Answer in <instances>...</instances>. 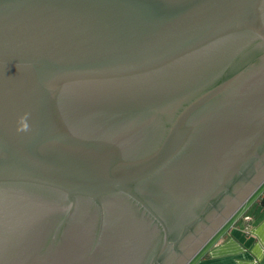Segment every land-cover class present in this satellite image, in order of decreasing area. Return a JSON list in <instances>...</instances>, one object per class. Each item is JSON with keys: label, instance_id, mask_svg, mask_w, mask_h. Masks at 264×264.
I'll list each match as a JSON object with an SVG mask.
<instances>
[{"label": "water", "instance_id": "95a60500", "mask_svg": "<svg viewBox=\"0 0 264 264\" xmlns=\"http://www.w3.org/2000/svg\"><path fill=\"white\" fill-rule=\"evenodd\" d=\"M263 182L264 0H0V264H188Z\"/></svg>", "mask_w": 264, "mask_h": 264}, {"label": "crops", "instance_id": "0c3cea01", "mask_svg": "<svg viewBox=\"0 0 264 264\" xmlns=\"http://www.w3.org/2000/svg\"><path fill=\"white\" fill-rule=\"evenodd\" d=\"M251 197L241 212L250 217L248 227L237 215L188 264H264V182Z\"/></svg>", "mask_w": 264, "mask_h": 264}, {"label": "rangeland", "instance_id": "374dc122", "mask_svg": "<svg viewBox=\"0 0 264 264\" xmlns=\"http://www.w3.org/2000/svg\"><path fill=\"white\" fill-rule=\"evenodd\" d=\"M254 194V193H253ZM252 194V195H253ZM253 198L251 197V198H249L238 210H237V212L234 214V216H232L231 218H230V221L228 220V222H226L224 225H223V227H221L215 234H214V236L215 235H218L225 227H227V226H229L231 223H232V221H233V219L237 216V215H239V214H241V212H243V211H245V209L247 208V206L250 204V202H251V200H252ZM235 220V219H234Z\"/></svg>", "mask_w": 264, "mask_h": 264}, {"label": "clouds", "instance_id": "9594fccd", "mask_svg": "<svg viewBox=\"0 0 264 264\" xmlns=\"http://www.w3.org/2000/svg\"><path fill=\"white\" fill-rule=\"evenodd\" d=\"M28 116H29V114L25 113L24 115L19 117V124H18V128H17L18 132L30 131V125L28 123Z\"/></svg>", "mask_w": 264, "mask_h": 264}, {"label": "built area", "instance_id": "2783aa9c", "mask_svg": "<svg viewBox=\"0 0 264 264\" xmlns=\"http://www.w3.org/2000/svg\"><path fill=\"white\" fill-rule=\"evenodd\" d=\"M240 218L244 221L245 226L248 227L249 222H250V217H249L248 215L242 213V214L240 215Z\"/></svg>", "mask_w": 264, "mask_h": 264}]
</instances>
